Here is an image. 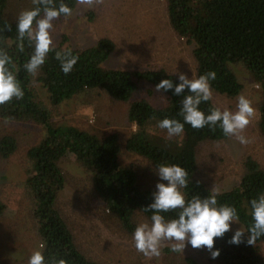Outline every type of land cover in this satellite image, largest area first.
<instances>
[{"label": "trees", "instance_id": "trees-1", "mask_svg": "<svg viewBox=\"0 0 264 264\" xmlns=\"http://www.w3.org/2000/svg\"><path fill=\"white\" fill-rule=\"evenodd\" d=\"M9 1L0 0V49L12 58L9 67L24 97L0 105V121L35 123L46 133L45 138L27 152L29 166L23 182L31 198L37 248L42 246L45 260L49 264L53 259H64L67 264H113L88 256L71 222L58 209V197L67 191V177L61 165L71 155L92 173L93 195L104 203L118 228L130 235L138 224L139 215L150 222L151 212L143 207L151 202L158 179L155 166L161 163L178 164L187 170L189 183L183 189L186 199L193 195L216 194L219 204L237 209L239 223L232 224L223 237L214 238L213 247L219 249L215 259L203 246L198 249L186 246L183 253L172 252V246H167L161 248L165 264H264V236L257 238L253 245L247 244L246 233L239 245L228 242L240 226L247 232L252 223L249 201L264 193V0H166V16L158 14L159 21L163 20L157 26L158 33L165 38L156 41L149 38L144 46V57L136 51L133 61L136 66L144 63L145 68L146 59L167 53L171 55L170 62L147 69L107 68L106 64L116 51L112 39L102 38L89 47L73 48L68 36H64L56 46L53 41L55 50L70 48L78 56L77 64L67 75L60 70L54 51L47 54L45 63L35 74L26 72L24 64L32 49L27 41L23 52L17 47V17L8 11ZM59 2L54 0L56 6ZM64 2L73 11L80 5L77 0ZM34 6L30 1L25 9ZM88 13L95 14L94 10ZM6 23L11 25V30L5 27ZM179 43L191 47L196 77L208 71L216 72V79L210 82L212 94L236 99L247 88L242 80L244 73L260 87L256 91L259 99L253 104V121L244 130L256 133L254 142L258 150L236 154L241 164L233 170L238 179L231 188H225L226 183L223 186L219 181H227L224 164L215 161L216 156L209 153L201 166L198 149L206 144L213 150L214 145L229 142L233 137H225L219 128L194 129L185 124L182 135L169 138L166 130L158 127L159 121L166 117L183 122L181 97L173 95L172 90L155 94V85L161 79L171 78L174 83L178 82L177 73L170 68L172 59L178 55ZM142 83L149 88L140 98H135ZM91 90L103 93L115 103L129 105L123 121L129 126H126V134L112 131L99 135L55 124L54 117L63 103ZM199 107L207 113L218 106L211 99ZM11 132L0 135V159L7 160L18 150V136ZM123 152L136 161L129 166L123 165ZM140 175L145 177L143 181ZM6 201L5 195L0 193V218L4 220L9 210ZM176 214L171 210L164 213L166 218H174ZM77 219L73 225L81 220ZM16 222L14 225L19 227ZM11 232L3 231V235L8 238L14 232L13 235L18 236L16 230ZM0 264L6 262L1 260Z\"/></svg>", "mask_w": 264, "mask_h": 264}, {"label": "rangeland", "instance_id": "rangeland-1", "mask_svg": "<svg viewBox=\"0 0 264 264\" xmlns=\"http://www.w3.org/2000/svg\"><path fill=\"white\" fill-rule=\"evenodd\" d=\"M10 1L7 9L16 17L21 11L26 10L28 2H33V0ZM89 10H94L95 14L90 16ZM160 12L166 16V0H93L90 6L78 5L70 17L55 19L51 37L56 46L62 37L68 36L69 43L73 48L89 47L102 38L112 39L115 41L116 51L112 54L106 67L134 71V69L144 68V63L136 66L133 61L135 52L139 51V54L144 57V46L148 44L149 38L155 41L165 38L158 33L159 29L157 28L163 20L159 21L158 14ZM156 29L158 30L156 31ZM163 54L152 55L146 59L144 69L162 66L166 62H170L171 55ZM176 54L178 55L172 59L170 70L175 73L183 72L189 77L195 76V63L190 56L191 47L179 43ZM178 58H180V62L177 61ZM242 80L247 88L241 95L251 100L253 107L255 100L259 99L256 91L260 90V87L245 73ZM148 88L149 86L144 83L140 84L135 98H140ZM158 93L155 92V94ZM102 94L97 90H91L80 93L63 103L58 114L54 117L55 124L75 127L83 131L89 130L99 135L111 134L112 131L126 134V126H129L123 121L126 120L125 116L129 105L115 103ZM212 99L222 110L225 108L236 110L237 98H225L212 94ZM252 121L253 118L250 122ZM250 125L251 123L247 127ZM10 131L16 132L19 145L17 152L9 159H0V193L5 195L9 208L7 218L5 220L4 217L0 218V261H5L6 264H28L29 256L38 248L35 239L36 224L31 216V198L23 186L25 169L29 166L27 152L42 141L46 133L41 125L35 123L12 124V122L0 121V135ZM242 135L249 140L247 144H241L233 137L229 142L214 145L216 148L214 147L213 150H211L212 146L206 144L198 149L201 166H203L202 163L205 164L203 158L206 159L209 153L211 156H216L215 161L224 164L227 181L223 179H219V181L220 184L226 183L225 188H231L238 179L233 170L241 164V159L236 154H241L244 151L252 153L258 150L254 142L256 136L254 131L248 129L243 131ZM225 156L226 158L222 159ZM122 158V164L127 166L136 161L126 152H123ZM61 166L67 177V191L59 195L58 209L65 219L69 223L71 222L70 226L72 229L74 228L76 238L88 256L113 264L166 263L162 259L164 252L158 257H153L144 256L136 250L132 235L118 228L116 220L108 212L104 203L96 194L93 195L91 182L93 177L90 171L71 155L62 162ZM139 172H142V168L139 169ZM140 176L143 181L145 177ZM77 218L81 220L78 224L73 225L72 222L78 220ZM14 221L20 224L19 227L14 225ZM137 222L140 224L147 221L139 215ZM10 230L12 232L16 230L18 236L11 232L12 235L6 238L3 231ZM173 243L176 242L163 241L161 248L172 246Z\"/></svg>", "mask_w": 264, "mask_h": 264}, {"label": "clouds", "instance_id": "clouds-1", "mask_svg": "<svg viewBox=\"0 0 264 264\" xmlns=\"http://www.w3.org/2000/svg\"><path fill=\"white\" fill-rule=\"evenodd\" d=\"M81 5H91L93 0H77ZM35 5L31 9L23 10L16 18L17 47L24 51L25 41L32 49L24 69L29 74H35L45 63L47 54L55 52V58L60 63V70L69 74L77 64L78 56L72 50H55L51 37L53 21L61 15L70 17L73 9L60 0L56 6L54 0H33ZM5 27L11 30L10 24ZM12 58L0 49V105L14 98L23 99L24 91L9 65ZM178 82L171 78L161 79L155 85V90L167 92L172 90L173 95L181 97L180 115L183 122L175 118H164L159 121L158 127L166 130L169 138L180 136L184 132V125L194 129L219 128L225 137H235L241 144L249 140L242 135L255 115L252 102L244 95L237 97L236 110L227 108L221 110L212 107L207 113L200 109L202 102L212 99L211 81L216 79L215 71H208L198 77L183 72L177 73ZM157 179L155 191L151 194V202L144 208L151 212L150 222L138 224L132 233L134 247L144 256L158 257L161 254L163 241H175L171 251L183 253L186 246L194 249L205 247L215 259L219 249H214V238H221L231 229L232 224L239 223V215L234 206L219 204L216 194L207 196L193 195L186 199L183 189L189 183V174L178 164L161 163L155 166ZM251 226L247 232L237 228L229 239L230 244L239 245L242 236L247 234V244L253 245L257 238L264 236V193L249 201ZM176 211L174 218H166L164 213ZM34 250L28 258V264H49L45 260L43 251ZM50 264H67L64 259L51 260Z\"/></svg>", "mask_w": 264, "mask_h": 264}]
</instances>
